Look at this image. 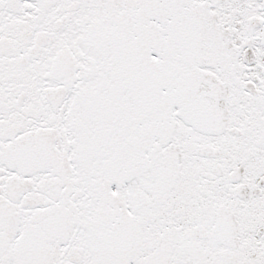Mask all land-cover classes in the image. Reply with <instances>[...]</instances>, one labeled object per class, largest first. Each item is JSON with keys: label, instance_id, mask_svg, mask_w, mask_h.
I'll list each match as a JSON object with an SVG mask.
<instances>
[{"label": "snow or ice", "instance_id": "1", "mask_svg": "<svg viewBox=\"0 0 264 264\" xmlns=\"http://www.w3.org/2000/svg\"><path fill=\"white\" fill-rule=\"evenodd\" d=\"M0 264H264V0H0Z\"/></svg>", "mask_w": 264, "mask_h": 264}]
</instances>
